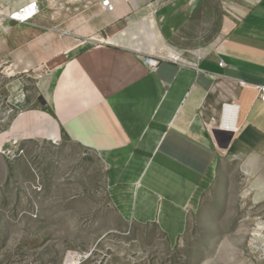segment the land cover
Masks as SVG:
<instances>
[{"label":"crops","instance_id":"crops-1","mask_svg":"<svg viewBox=\"0 0 264 264\" xmlns=\"http://www.w3.org/2000/svg\"><path fill=\"white\" fill-rule=\"evenodd\" d=\"M99 1L36 0L27 23L0 24V68L12 63L35 81L27 99L20 79L3 85L15 103L12 136L93 152L135 223L181 231L218 158L247 161L261 181L249 191L264 195V101L255 89L264 84V0H223L217 11L206 0H110L112 12ZM134 30L146 32L142 51L128 45ZM145 57L159 64L150 69ZM230 100L235 134L216 124ZM214 129L232 134L226 147Z\"/></svg>","mask_w":264,"mask_h":264},{"label":"rangeland","instance_id":"rangeland-1","mask_svg":"<svg viewBox=\"0 0 264 264\" xmlns=\"http://www.w3.org/2000/svg\"><path fill=\"white\" fill-rule=\"evenodd\" d=\"M212 1L216 11L225 3L205 2ZM5 8L0 0V13ZM131 38V48L144 50L146 32L134 30ZM30 76L12 63L0 68V264H65L68 256L75 264H264V195L249 191L261 181L258 171L247 174V161L215 159V174L186 209L181 231L135 223L117 208L118 190L93 152L73 143L19 141L6 128L15 103L3 99V85L20 79L27 99Z\"/></svg>","mask_w":264,"mask_h":264},{"label":"built area","instance_id":"built-area-1","mask_svg":"<svg viewBox=\"0 0 264 264\" xmlns=\"http://www.w3.org/2000/svg\"><path fill=\"white\" fill-rule=\"evenodd\" d=\"M74 1H77V0H74ZM99 5L102 11H105V12H112L114 8V5L111 3L110 0H100ZM37 9H38V6H37L36 0H30L27 4L19 6L15 9L4 10V12L0 13V24L5 21H11V22L20 23V24L27 23L37 14L38 12ZM144 64L150 69H155L157 65L159 64V59L154 58V57H145ZM222 65H223V62L220 61L219 66H222ZM240 84L243 85L242 82H240ZM255 89L258 91L261 100L264 101V84L262 86L255 87ZM234 106L236 107L237 105L234 103L222 104L221 111H220L221 120L223 119L222 117H224L222 116L223 110L229 107L233 108ZM226 123H227L226 129H225L226 131H229L233 134H235L238 131V127L236 124L231 125L230 120H228V122ZM219 125H220V121H219Z\"/></svg>","mask_w":264,"mask_h":264},{"label":"bare ground","instance_id":"bare-ground-1","mask_svg":"<svg viewBox=\"0 0 264 264\" xmlns=\"http://www.w3.org/2000/svg\"><path fill=\"white\" fill-rule=\"evenodd\" d=\"M224 117H222L223 119L221 120L220 118V125L218 126V128L220 129H223L225 130L226 129V126H227V123L228 120L231 121V125H235L236 124V121H237V114H238V108L237 106L231 108H225V110H223V113H222ZM76 259L75 257L73 256H68L66 261H65V264H75L76 262Z\"/></svg>","mask_w":264,"mask_h":264},{"label":"water","instance_id":"water-1","mask_svg":"<svg viewBox=\"0 0 264 264\" xmlns=\"http://www.w3.org/2000/svg\"><path fill=\"white\" fill-rule=\"evenodd\" d=\"M212 133H213V136H214L217 143H218L219 139H221L223 136H226V138H227L226 142H224L222 146L220 145L223 148L227 146V144L229 143V141L232 137L231 133L223 132L219 129H214Z\"/></svg>","mask_w":264,"mask_h":264}]
</instances>
